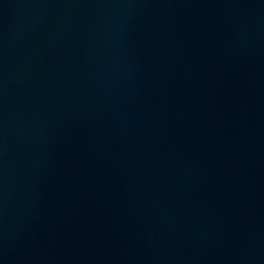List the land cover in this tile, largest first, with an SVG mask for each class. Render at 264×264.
Instances as JSON below:
<instances>
[{
    "label": "water",
    "instance_id": "1",
    "mask_svg": "<svg viewBox=\"0 0 264 264\" xmlns=\"http://www.w3.org/2000/svg\"><path fill=\"white\" fill-rule=\"evenodd\" d=\"M0 264H264V0H0Z\"/></svg>",
    "mask_w": 264,
    "mask_h": 264
}]
</instances>
